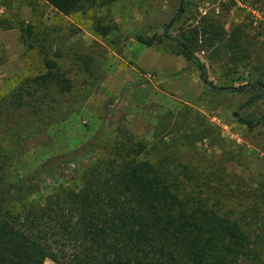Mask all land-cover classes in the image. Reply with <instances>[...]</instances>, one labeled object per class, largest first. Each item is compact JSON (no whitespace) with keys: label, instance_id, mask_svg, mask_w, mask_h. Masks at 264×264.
<instances>
[{"label":"trees","instance_id":"trees-1","mask_svg":"<svg viewBox=\"0 0 264 264\" xmlns=\"http://www.w3.org/2000/svg\"><path fill=\"white\" fill-rule=\"evenodd\" d=\"M46 7L63 17L83 14L82 0H0V32L15 30L42 68L0 95V264H264V181L234 182L223 159L213 161L195 150L194 161L178 160L180 144L193 148L209 139L222 156L239 163L220 147L218 129L207 122L178 135L179 122L170 114L158 119L151 141L119 129L110 140L94 133L14 172L11 159L45 132L52 117L69 111L60 97L74 91L70 68L64 67L69 53L56 59L50 50L65 38L55 28L40 29ZM24 8L27 20L21 16ZM92 30L100 37L107 33L97 26ZM137 41L151 45L150 39ZM177 43L210 90L234 94L258 86L262 91L260 80L214 84L208 68ZM77 57L80 72L87 71L89 60L82 65ZM233 116L248 129L264 123V116L251 121L236 111Z\"/></svg>","mask_w":264,"mask_h":264},{"label":"rangeland","instance_id":"rangeland-1","mask_svg":"<svg viewBox=\"0 0 264 264\" xmlns=\"http://www.w3.org/2000/svg\"><path fill=\"white\" fill-rule=\"evenodd\" d=\"M82 5V16L74 18L44 9L40 29L55 28L65 38L50 50L56 59L69 53L64 67L70 68L67 76L74 91L60 97L69 111L56 120L52 117L45 132L11 159L15 173L78 146L94 133L110 140L119 129L151 141L158 119L171 114L179 122L174 130L178 135L206 122L215 126L220 147L239 159L229 161L203 139L189 149L180 144V162L194 161L190 153L195 150L213 161L223 159L232 181H264V123L248 129L233 116L235 111L246 121L264 116V0H82ZM28 14L22 9L23 19ZM94 26L107 33L98 36ZM138 37L150 39L151 45L138 42ZM177 42L208 68L214 84L239 86L260 80L262 91L258 86L234 94L210 90L187 64ZM75 54L82 65L89 60L87 71L82 67L80 72ZM40 72L38 59L18 42L16 31L0 32V95Z\"/></svg>","mask_w":264,"mask_h":264}]
</instances>
